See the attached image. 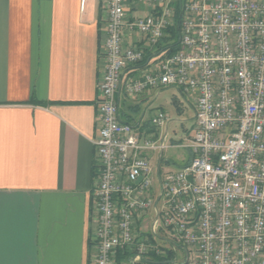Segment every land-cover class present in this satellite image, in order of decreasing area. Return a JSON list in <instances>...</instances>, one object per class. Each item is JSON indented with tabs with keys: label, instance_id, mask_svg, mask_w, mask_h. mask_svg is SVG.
<instances>
[{
	"label": "built area",
	"instance_id": "1",
	"mask_svg": "<svg viewBox=\"0 0 264 264\" xmlns=\"http://www.w3.org/2000/svg\"><path fill=\"white\" fill-rule=\"evenodd\" d=\"M89 0H81L82 5ZM107 10L106 64L99 84L101 127L93 199L94 264H264V0H179L181 48L126 83L130 96L176 86L195 95L192 158L156 175L147 150L165 149L120 119L115 98L124 71L145 59L125 29L158 47L177 0H126ZM168 119L158 110L154 126Z\"/></svg>",
	"mask_w": 264,
	"mask_h": 264
},
{
	"label": "crops",
	"instance_id": "2",
	"mask_svg": "<svg viewBox=\"0 0 264 264\" xmlns=\"http://www.w3.org/2000/svg\"><path fill=\"white\" fill-rule=\"evenodd\" d=\"M150 10L142 0H126L129 20ZM124 38L143 48L145 59L125 69L116 90L120 119L167 143L175 119L161 103L152 106L172 90L179 110L192 108L194 129L193 93L165 86L128 94L126 83L155 69L162 53L140 33L125 29ZM106 39L102 0L84 6L81 0H0V264H94L95 140ZM149 109L155 111L147 116ZM158 110L168 115L159 127L151 121ZM183 147L188 156L175 170L192 158ZM165 149L144 153L156 175L174 171L164 164ZM113 260L132 264L118 252Z\"/></svg>",
	"mask_w": 264,
	"mask_h": 264
},
{
	"label": "rangeland",
	"instance_id": "3",
	"mask_svg": "<svg viewBox=\"0 0 264 264\" xmlns=\"http://www.w3.org/2000/svg\"><path fill=\"white\" fill-rule=\"evenodd\" d=\"M172 90H166L165 94L167 96V101L161 100L153 103L152 108L156 107L160 103L166 109L168 114L172 119H175L170 122L168 126V139L167 143L169 146L163 151L164 164L169 170H175L181 164V162L188 156V150L183 147V144L188 143L189 135L188 132H191V135L194 133L193 129V110L190 106L186 107L184 110H179L175 104L171 101ZM154 109L147 110V116L154 113ZM176 142L178 145H172V142ZM180 145V146H179ZM165 160H170L168 164L165 163ZM121 264H129L128 261H123Z\"/></svg>",
	"mask_w": 264,
	"mask_h": 264
},
{
	"label": "trees",
	"instance_id": "4",
	"mask_svg": "<svg viewBox=\"0 0 264 264\" xmlns=\"http://www.w3.org/2000/svg\"><path fill=\"white\" fill-rule=\"evenodd\" d=\"M176 7V18L174 19V22L172 25L168 27L166 30V35L160 40L158 43V52H161L162 55H168L173 53L174 51H177L181 48L180 45V27H179V21H180V7H179V0L175 2ZM144 61V60H143ZM120 255H127L126 252H123L121 250L118 251Z\"/></svg>",
	"mask_w": 264,
	"mask_h": 264
}]
</instances>
